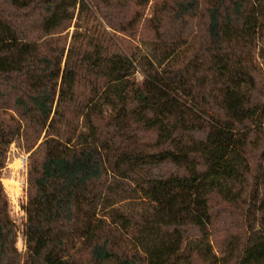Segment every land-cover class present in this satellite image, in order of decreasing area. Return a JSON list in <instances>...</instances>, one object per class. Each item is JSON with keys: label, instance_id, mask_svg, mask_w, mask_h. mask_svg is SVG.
Segmentation results:
<instances>
[{"label": "trees", "instance_id": "trees-1", "mask_svg": "<svg viewBox=\"0 0 264 264\" xmlns=\"http://www.w3.org/2000/svg\"><path fill=\"white\" fill-rule=\"evenodd\" d=\"M83 1L0 0V146L24 123L44 149L28 171L24 257L0 183V264H193L181 253L188 238L211 235V200L238 202L243 192L227 185L250 177L258 220L219 262L264 264V81L242 61L264 57V0H164L151 20L160 66L148 62L136 84L112 55L101 79L111 115L101 125L85 114L90 142L73 143L56 126L81 110L71 90L87 52L70 49L62 69L53 36L61 12ZM90 2L106 28L125 32L145 1ZM134 195L157 216L147 257L119 245L127 222L114 198Z\"/></svg>", "mask_w": 264, "mask_h": 264}, {"label": "rangeland", "instance_id": "rangeland-1", "mask_svg": "<svg viewBox=\"0 0 264 264\" xmlns=\"http://www.w3.org/2000/svg\"><path fill=\"white\" fill-rule=\"evenodd\" d=\"M143 1H145L143 4L134 7L137 20L131 29L125 32L106 28L90 0H84L81 8L76 4L61 12L59 20H65L67 23L59 21V27L53 36L54 49L61 58V68L64 69L66 65L70 49L81 47L87 52L86 61L83 63L84 71L80 73L78 82H75L71 90L73 98H77L82 107L77 113L67 112L65 119L56 126L57 135L62 141L90 142L91 129L89 120L85 117L87 113L98 117L96 119H101L99 120L101 125H105L109 119L111 110L105 100L101 79L107 73V61L112 55L117 53L119 58L126 60L128 64L126 81L136 84L141 83L148 62H151L155 68L160 66L161 57L155 49L157 44L151 20L155 15L156 7L164 0ZM245 51L246 49L241 50L242 53ZM242 61L247 65H253L254 70L260 73L259 81H264V57L257 52H251L244 54ZM65 109L64 105H56V111L63 112ZM149 134L145 133V135ZM36 137L37 130L31 125L22 123L19 135L14 141L9 145L0 146V183L7 199L9 218L17 231L16 249L22 257L26 254L23 225L24 207L29 192L28 171L32 163L42 159L44 153V149L39 147L43 141V134L38 139ZM247 159L251 164L249 156ZM252 179L251 177L246 179L243 185H227L231 188L232 195L239 191L243 192L238 202L222 203L217 197L211 200L212 209L220 211L215 218H212L214 229L211 228V235L207 239L188 238L185 241L181 253L183 261L201 264L202 260H206L222 264L219 261L227 258L231 252L234 253L237 244L241 245V241L247 238L249 226L258 220L251 206L256 192ZM137 197L127 196L128 199H125L117 196L114 198L115 205L112 209L118 215L125 216L127 222L122 230L119 245L147 257L151 247L158 243L151 230L157 216L152 204Z\"/></svg>", "mask_w": 264, "mask_h": 264}]
</instances>
